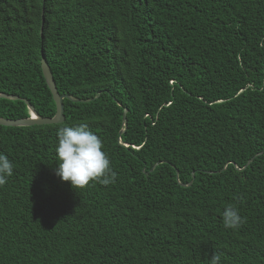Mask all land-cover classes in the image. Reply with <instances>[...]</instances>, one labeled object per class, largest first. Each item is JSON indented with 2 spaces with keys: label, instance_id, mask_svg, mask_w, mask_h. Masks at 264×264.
Masks as SVG:
<instances>
[{
  "label": "trees",
  "instance_id": "1",
  "mask_svg": "<svg viewBox=\"0 0 264 264\" xmlns=\"http://www.w3.org/2000/svg\"><path fill=\"white\" fill-rule=\"evenodd\" d=\"M261 41L264 0H0V93L53 117L43 54L59 93L89 100L0 125V264H264ZM23 99L0 117H29ZM81 123L115 183L57 176V131Z\"/></svg>",
  "mask_w": 264,
  "mask_h": 264
},
{
  "label": "clouds",
  "instance_id": "2",
  "mask_svg": "<svg viewBox=\"0 0 264 264\" xmlns=\"http://www.w3.org/2000/svg\"><path fill=\"white\" fill-rule=\"evenodd\" d=\"M260 47H264V41L260 42ZM57 136L56 174L63 181H70L74 189L83 188L92 181L105 186L115 183L117 173L102 150L103 142L89 129L87 123L61 127ZM13 170L14 164L8 155L0 152V187L7 184V178L13 175ZM222 222L226 229L236 230L246 220L240 215L237 207L228 204L222 212ZM210 264H221V254L213 253Z\"/></svg>",
  "mask_w": 264,
  "mask_h": 264
},
{
  "label": "water",
  "instance_id": "3",
  "mask_svg": "<svg viewBox=\"0 0 264 264\" xmlns=\"http://www.w3.org/2000/svg\"><path fill=\"white\" fill-rule=\"evenodd\" d=\"M43 23H44V17H43ZM42 23V25H43ZM41 34H43V26L41 28ZM41 66H42V71L44 74V77L46 79V82L52 92L53 99L56 104V113L53 117H41L35 110L34 106L28 102V100L21 98L18 95H9L5 93H0V98H7V99H23L26 101L28 104V108L30 111V116L26 118H16V119H11V118H1L0 117V125L4 126H32V125H43V124H55V123H61L65 120V105H64V98L67 97L69 99H72L74 101H79V102H87L89 100H82L78 98H74L70 95H61L58 91L57 85L54 80V76L51 70V67L49 63L47 62L45 56L42 54V59H41ZM125 110V114H126ZM254 159V158H253ZM251 159L249 163L253 160Z\"/></svg>",
  "mask_w": 264,
  "mask_h": 264
}]
</instances>
